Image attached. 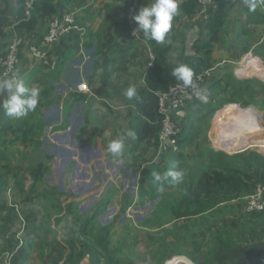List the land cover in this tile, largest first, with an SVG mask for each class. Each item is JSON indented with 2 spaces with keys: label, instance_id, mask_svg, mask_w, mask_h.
Listing matches in <instances>:
<instances>
[{
  "label": "rangeland",
  "instance_id": "obj_1",
  "mask_svg": "<svg viewBox=\"0 0 264 264\" xmlns=\"http://www.w3.org/2000/svg\"><path fill=\"white\" fill-rule=\"evenodd\" d=\"M213 1L215 5L216 0ZM229 8L228 17L220 33L221 39L213 46L216 57H211L212 68L205 81L207 102H213V105L220 107L207 127L206 124L201 125V133L194 144L183 148L188 169L192 173L209 165L206 152L208 148H212L209 132L214 120L219 128L223 119L234 123L237 119L231 116L233 113L253 107L257 109L258 118L261 119L259 126L264 127V79L261 78V73L255 72L259 68H264V21L250 20L248 7L243 0L233 1ZM256 9L264 12V4ZM196 17L199 22L200 19L205 21L198 15ZM114 21H117V18H114ZM13 35L10 33L5 39L0 38V61L4 58ZM140 36V32L137 31L135 37L139 39ZM172 37L168 35L167 40ZM61 42L62 39L51 49L45 47L43 42L39 46L33 45L32 47L46 54L45 58L41 59L33 55L31 48L33 62H41L40 65L43 66L42 60H45ZM139 44V47L145 46L143 43ZM23 46L24 44L21 48ZM137 54H141L140 49ZM173 57L177 58L175 52ZM23 59L20 54L17 66L19 71ZM156 67L157 65L154 69H149L147 65L150 71H145L139 56L134 59L121 58L107 68L99 70L100 73L95 75L97 79L94 84L88 85L85 91L88 93L87 96L71 95L72 91L52 82L43 81L35 85V79L29 83L25 81L27 86L40 89L41 99L43 86L46 84L48 87L54 86L49 98L60 104L62 123L65 121L71 123L73 117V126L70 124L69 130H63L62 134L50 130L43 140L39 138L38 147L24 145L19 141L5 142L4 134L0 131V168L6 164L5 159H8L11 166V171L5 173L6 185L0 189V264L6 262L15 264L17 261L24 264L21 259L30 253L33 257L30 264H43V260L42 262L37 260L39 256L36 252L40 249L43 253L51 252L47 255L50 258L49 264L54 262L68 264L71 248L76 247L75 252L78 253L81 244L88 241L80 234V229L98 202L105 194H109L108 189L113 190L111 202L89 230L95 236L109 232V242L106 245H95L104 264H166L176 256L178 258L169 264H186L179 260L181 256L192 262L189 264H225L223 254L227 250L233 253V259L227 263L253 264L252 233L245 236L240 231L248 225L243 198L228 201L201 216L176 220L169 214L167 208H161L166 201L179 195L178 187H169L168 182L158 187L155 183L150 184L148 180L153 164H158L166 172L167 154H160L162 155L160 158L158 155L159 162L157 160L153 162L155 149L150 146L149 152H145L142 160L135 159L138 152L134 153L135 150L131 149L129 139L126 141L123 157L114 156L107 151L108 143L117 139L128 128L127 123L135 120L137 116L135 108L137 96L129 100L125 96V91L129 86H134L138 95L143 83L141 80L148 72L155 71ZM224 76L220 85L210 88L211 83ZM226 82L229 84L223 87ZM248 84L249 88L240 93ZM190 106L195 109L192 104ZM38 107L39 118H43L44 111L47 116V107L44 105ZM80 111H84L86 124L79 130L78 126L82 124ZM27 116L32 117L30 114ZM35 117L38 121V116ZM21 119L10 118L0 109V130L7 124L19 123ZM51 119L57 120L56 111ZM51 119L47 117L50 123ZM67 131L66 141L58 139ZM61 146L76 151L73 161L69 162L71 154L66 149L62 150ZM46 152L53 154L55 157L53 161L47 159ZM39 161H44L52 169L42 184L34 186L29 171ZM117 166H120V171L118 175H114ZM124 168L130 169L133 174L125 175ZM182 171L185 169L182 168ZM87 183L95 187L82 193V188L86 189ZM52 202L61 203L63 214H53L58 211ZM57 219L59 224L55 225L54 221ZM38 227L54 228V231H50L53 236L47 234L45 238H41L38 232L43 229ZM244 241H248L247 245ZM16 243L20 247L18 260H14L18 252V250L14 252ZM222 246L220 251L219 248ZM229 247L233 249L229 250ZM240 247L243 249L240 250ZM43 256L42 254V258ZM80 264H92L90 257L85 256Z\"/></svg>",
  "mask_w": 264,
  "mask_h": 264
},
{
  "label": "trees",
  "instance_id": "obj_2",
  "mask_svg": "<svg viewBox=\"0 0 264 264\" xmlns=\"http://www.w3.org/2000/svg\"><path fill=\"white\" fill-rule=\"evenodd\" d=\"M68 0H38L34 4V9L29 15L26 10L25 0H17V7L10 13V1L0 0V38L5 39L12 28L11 22L15 24L14 29L26 34L35 32L43 21L53 17L62 8ZM234 0H216V4L211 8L208 19L205 20L206 38L195 42L192 53L186 56L182 62L192 67L194 73H198L203 69L212 67L211 56L213 46L220 39V33L227 18V8ZM199 9V0H185L180 3V10H183L184 15L193 18L197 15ZM139 10V9H138ZM138 10L134 13L136 14ZM250 20L264 21V12L255 10L249 11ZM178 15L174 20L181 19ZM136 23V22H135ZM137 24V23H136ZM138 26V25H137ZM117 31L126 30V25L120 28V24H116ZM47 32V30H46ZM73 35V34H71ZM71 35H67L62 39L65 44ZM45 36V35H44ZM40 37V42L44 38ZM154 47L155 65L159 62L164 64L159 69L153 71L145 79L144 87L140 90L137 98V116L136 119L129 122L128 128L136 133V139L132 143V150H136L140 145L145 143L159 146V132L161 129L162 115L159 112V95L160 92H167L171 86L179 84L174 77L171 76L173 63H167L170 59L171 45L157 44L155 41L147 40ZM60 51V49H56ZM63 52L60 51V53ZM21 54V53H20ZM1 68V67H0ZM227 76V74L225 75ZM224 77L215 80L210 84V88L220 85ZM250 83V81H248ZM226 82L223 87H227ZM206 86V85H205ZM243 88V87H242ZM248 87L240 90L243 93ZM204 90H206L204 88ZM51 92L50 87H44L41 96L38 98L36 110L29 112L31 118L23 117L19 123L7 124L2 129V133L9 137V141L14 142L21 140L24 145L38 147L39 138L42 136L46 123L39 118V105H46L49 101ZM197 109L196 116H190L187 124L182 127L181 133L177 137V142L180 150L176 153L167 154L166 171L173 168L176 164L179 170L185 169L184 178L178 184L168 182L169 187H178L179 195L171 200L166 201L161 209H168L169 214L176 220L196 217L204 215L220 205L235 199L243 198L246 195L254 192L258 184H264V157L257 150H245L232 155L223 151H216L213 148L207 149L208 167L197 169L196 173H192L188 169L186 163V154L183 148L187 145L194 144L195 140L200 135L201 125L206 127L210 124V120L220 106L213 105L212 102L201 103L199 100L192 104ZM38 116L39 120L36 121ZM208 124V125H207ZM8 141V140H7ZM51 159L50 155L46 156ZM153 170L149 172V183H155V186L160 187L161 181L154 182L152 173L163 174L162 169L158 164H153ZM156 166H158L156 168ZM2 170V171H1ZM10 172L8 164L0 168V189L6 185L5 173ZM50 172L49 166L44 161H39L30 169V176L33 179V185L42 184L45 181V176ZM171 178H169L170 180ZM56 189V188H55ZM144 190V188H143ZM112 189H108L109 194H105L103 198L95 206L93 212L86 217L85 223L80 229V234L87 242L81 244V250L76 253L75 248H71L69 253L70 260L68 264H80V261L89 256L92 264H104L95 247L96 244L106 245L109 242V232L95 236L90 233V227L93 222L98 219L108 208L111 202ZM59 192V191H58ZM60 194V192H59ZM48 196L47 194H44ZM52 205L57 208L58 214H63V208L60 202H52ZM28 219V218H27ZM57 225L58 219L54 221ZM43 231H54V228H40ZM225 245V244H224ZM227 246V244H226ZM223 246L220 247V251ZM28 256V254H27ZM24 259H26V257ZM219 257V255L217 256ZM224 259L228 256L223 254ZM53 264H59L54 262Z\"/></svg>",
  "mask_w": 264,
  "mask_h": 264
},
{
  "label": "crops",
  "instance_id": "obj_3",
  "mask_svg": "<svg viewBox=\"0 0 264 264\" xmlns=\"http://www.w3.org/2000/svg\"><path fill=\"white\" fill-rule=\"evenodd\" d=\"M9 1H10V13H13L15 8L17 7V0H9ZM183 1L185 0H180V3ZM148 3H151V0H68L66 3H64L62 8L54 16L61 15L66 12L74 13L76 16L77 23L80 27V31H77L73 35H71L70 37L71 39H69L66 44L64 42L63 43L61 42V44H59L45 60H42L44 61L43 66L40 65L41 62L38 61L33 62L34 57L32 55L31 48L33 45L39 46V44L43 42V39L40 42L39 38L43 37L46 34V30L48 29L49 26L48 25L49 21L52 17L48 18L46 21H43L41 24H39L35 32L27 35H25V33L23 32L15 30L14 29L15 24L11 22L10 27L12 28V31L10 33L14 34L13 37L19 35L23 39L24 46L23 48H21V55L24 57V59L23 61H21L22 64L19 66V69L23 77L26 75L24 78L25 81L29 83V82H33V79H35L36 81L35 85H38L40 82L43 81L49 83L52 82L57 85L64 86L66 90L68 89L72 91V93L70 92L71 95L75 94V95L87 96L88 93H85V91H81L78 89V84L85 80L87 83L89 82L88 83L89 86H92L95 80L97 79L95 75L100 73L99 72L100 69L103 70L107 68L108 65L113 64L114 62H116L121 58L134 59L139 56L143 61L144 70L150 71L148 70L149 66L147 68V65L149 63V52L151 51L154 52V47L152 44H150L147 40L144 39L143 34L141 32L140 35L142 37L140 36L139 39L136 38L135 35L132 33V31L138 27L135 21L132 19V16L140 7L145 6ZM229 10L230 8L228 7L227 17ZM234 10H236V8H234ZM179 15L183 17H181V19L179 20H173V27L168 33L169 36L170 35L173 36L172 39L169 40L170 43L167 42L164 43L165 45L172 46V50L170 51V59L168 60L167 63H173L174 60H180L182 62L186 56L192 53L193 45L195 44V42L204 40L206 38L205 21L200 19L199 22V19L196 17V15L193 18H189L184 15L183 10H180ZM244 16L245 17L247 16L246 13H244ZM114 18H117V21H114ZM116 24H120V28H123V26L126 25L127 29L117 31ZM24 39H25V43H24ZM128 39H131V41H129ZM123 40H126V42H124ZM139 43H143L145 45L144 46L145 48L141 46L139 47L140 45ZM56 49H60V51L63 50V52L60 53V51ZM138 49L141 50L142 55L137 54ZM174 52L177 58L173 57ZM211 57L214 58L216 57L215 51H213ZM23 63H25V65ZM164 64L160 62L158 64L156 63L157 65L156 70L159 69ZM156 65H154V67ZM154 67H152V69H154ZM151 73L148 72V74L145 75L143 80H141L143 81V83L141 84L140 90L144 87L146 77ZM212 75L213 77H215L214 74ZM62 81H64V83H62ZM68 84L72 85L73 87L72 86L70 87V85L67 86ZM46 86H43V88ZM49 87L51 88V92L49 94H51L54 86H49ZM138 96L139 93L136 97V100ZM50 98L45 105V107H47L46 108L47 116L45 111L42 113L43 116L42 120L46 123V127L48 128V130L46 131V127H45L44 134L40 138L41 140H43L46 136H48L50 130H54V132H58L62 134L63 130L65 129L69 130L70 124L73 126L72 124L73 117H71V123L68 121L62 123V117H61L62 112H61L60 104L53 102ZM135 108L137 112V101ZM55 111L57 114L56 121L51 119V116L55 115ZM196 112L197 111L194 108H192V106H189L186 110V115L183 118H178L179 123L183 128L187 124L186 120L188 122L190 116H196L198 114ZM80 115L82 117V124L78 126L79 130L81 128H84L86 124L84 120V111H80ZM68 116L70 117L71 114L69 113ZM47 117L48 119H51V123L53 120V124L48 122ZM128 124L129 123H127V125ZM0 131H2V129ZM67 133L68 131L62 136L58 137V139H61L62 141H66ZM210 136L211 133L209 132V139L211 141ZM3 138L6 139L5 142L9 141V137L6 135H4ZM16 141L22 143L21 140H16ZM150 146L155 149L153 152V162H157L158 158L162 157V155L158 154L159 146L155 147L153 144L150 143H145L143 145H140L135 150L134 153L138 152L135 155L136 156L135 159L141 158L142 160L143 159L142 156L145 154V152L146 153L149 152ZM61 147L62 150L66 149L71 154L70 155L71 158L69 162L73 161L72 158L73 155L76 153V151L75 150L72 151L71 149L69 148L67 149L66 147L64 148L63 146ZM130 147L131 149H133L131 142H130ZM211 147L213 148L212 144ZM141 151H143L142 154H140ZM45 155L46 156L50 155L52 157L50 159L51 161H53V159L55 158L51 153ZM5 160H6V164L10 163L8 159ZM134 161L137 162V160ZM8 166L11 171V166L9 164ZM120 166H117L118 168L117 170L114 171V175L115 174L118 175L120 171ZM124 170H125V175L127 176L133 174V172L130 169L124 168ZM50 172L47 175H49ZM86 185H87L86 189L82 188V193L88 192L95 187L92 186V184L89 185L88 183ZM245 214L248 217L247 220L248 225L244 226V229L240 231L242 232V234H245V236H250V233H252L251 235L253 237L251 238L253 239V243H254L253 264H264V211L252 212V213H248L245 211ZM59 226L61 227V225ZM38 233H40V235L38 234V236H40L41 238H45L47 234H51L53 236L52 232L50 231L42 230L41 232ZM247 242L248 241H244L246 245ZM232 249L233 247H229V250ZM242 249L243 248H241L240 250ZM17 250H18V252H16L17 257L14 260H18V258H20L19 256L20 247L16 243V246H14V252ZM245 250L247 251L246 248ZM42 251L43 250L40 249L38 252H36L39 256L37 260L40 262H42L41 260H43L45 264H49L50 258H48L47 255L50 254L51 252L43 253ZM245 253L243 252V254ZM42 254L44 255L43 258H42ZM224 255L228 257L225 258L223 262L225 264L229 261L231 262V259H233L232 256L233 253L231 254V252L227 250ZM25 256H27V254H25L23 258L21 257L22 258L21 260L24 262V264H30L31 259L33 258L32 253H30V255L26 257V259H24ZM244 259L247 261V258L244 257ZM19 263L20 262L17 261L15 264H19ZM240 264H250V263L241 262Z\"/></svg>",
  "mask_w": 264,
  "mask_h": 264
},
{
  "label": "built area",
  "instance_id": "obj_4",
  "mask_svg": "<svg viewBox=\"0 0 264 264\" xmlns=\"http://www.w3.org/2000/svg\"><path fill=\"white\" fill-rule=\"evenodd\" d=\"M37 1L38 0H25L26 10L29 15L34 9V4ZM213 7V0H199V9L197 15L206 20L208 19L209 12ZM77 31H80V27L77 23L74 13L66 12L61 15L54 16L49 21L47 32L43 38V45L51 49L65 36L74 34ZM133 32L134 30L132 31V33ZM22 44L23 39L21 36L16 35L12 38V41L8 46L4 58H2L0 61V78H4L5 73L10 74L11 71L17 69L20 60ZM32 52L33 55L41 59L45 58L46 54L38 51L35 47H32ZM154 65L155 54L153 51H151L149 52L148 66L149 68H152L154 67ZM210 72L211 69L209 68L203 69L198 73H194L193 78L198 88H205V81L210 75ZM261 78L264 79V74L261 75ZM78 89L81 91H86L88 89V84L85 81H82L78 84ZM170 89H178V91L173 92L170 91ZM170 89L167 92L158 93L159 112L162 115L161 129L159 132V155L169 154L171 152L176 153L180 150L177 142V137L182 131V126L179 123L178 118H183L186 115L187 108L191 104H193V102L197 101L192 89H185L180 83L171 86ZM223 120L219 128H217V126L215 125V120L213 121L211 129L212 131H210L211 135L213 134V140H211L213 149L217 151H223L229 155H232L241 151H245L247 149L255 148L264 157V140L263 142L255 143L250 147H246L244 149H239L236 151H230L225 147L228 144L227 139L230 140L232 135H235L236 133H242V131H245L246 128L250 127V125L252 124V122L250 121V117L243 118V120H240L239 123H231L230 121L225 122ZM228 136L230 137L228 138ZM243 199L246 212L252 213L264 211V184H258L254 192L244 196ZM8 256L10 258V254H8ZM177 258L178 256L173 259ZM173 259L168 260L166 264L171 263ZM6 264H10V262H6Z\"/></svg>",
  "mask_w": 264,
  "mask_h": 264
},
{
  "label": "clouds",
  "instance_id": "obj_5",
  "mask_svg": "<svg viewBox=\"0 0 264 264\" xmlns=\"http://www.w3.org/2000/svg\"><path fill=\"white\" fill-rule=\"evenodd\" d=\"M249 11L264 4V0H243ZM180 14V0H151V3L139 8L138 12L132 16L138 27L134 29L143 34L145 40L155 41L157 44L170 43L167 40L168 33L173 27V20ZM171 76L183 85V88H191L194 96L201 103H207L208 96L206 90L198 88L194 81V71L188 64L180 60L173 61ZM178 91V89H170ZM6 93V95H5ZM40 89L26 85L21 72L17 70L5 73L4 78H0V109L4 114L13 119L26 117L29 112L36 110ZM127 99L131 100L137 96L134 86H129L125 91ZM131 138L136 139V133L131 129L124 130L117 139L108 143L107 151L114 156L123 157L125 155L126 141ZM154 182L161 181L173 184L180 183L184 178V172L178 169L176 164L172 169L163 174L153 172ZM169 178H171L169 180Z\"/></svg>",
  "mask_w": 264,
  "mask_h": 264
},
{
  "label": "bare ground",
  "instance_id": "obj_6",
  "mask_svg": "<svg viewBox=\"0 0 264 264\" xmlns=\"http://www.w3.org/2000/svg\"><path fill=\"white\" fill-rule=\"evenodd\" d=\"M264 68H259L256 70V73L264 74ZM258 111L257 109L253 107L245 108L241 111H236L231 116L235 117L237 120L234 121V123H239L240 120H243V118L250 117V121L252 124L250 127L246 128L245 131H242V133H236L235 135H232L230 140L227 139L228 144L225 146L230 151L233 150H239L244 149L246 147H250L254 145L255 143L263 142L264 140V127L259 126L261 119L258 118ZM227 122L225 119L223 120ZM220 122V121H219ZM222 122V121H221ZM221 126V125H220ZM230 136H228L229 138ZM182 262H185L186 264L190 263V260L188 258H185L181 256L179 258Z\"/></svg>",
  "mask_w": 264,
  "mask_h": 264
}]
</instances>
